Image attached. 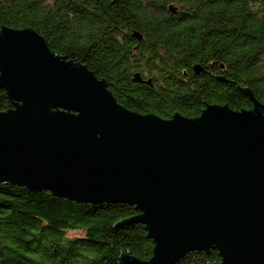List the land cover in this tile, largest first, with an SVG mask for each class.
I'll return each instance as SVG.
<instances>
[{
  "label": "water",
  "instance_id": "1",
  "mask_svg": "<svg viewBox=\"0 0 264 264\" xmlns=\"http://www.w3.org/2000/svg\"><path fill=\"white\" fill-rule=\"evenodd\" d=\"M0 88L12 103L0 111V182L134 205L129 221L145 224L154 247L148 260L123 253L121 264H174L210 248L212 264H264V113L250 92L251 109L140 114L35 30L5 26Z\"/></svg>",
  "mask_w": 264,
  "mask_h": 264
},
{
  "label": "trees",
  "instance_id": "2",
  "mask_svg": "<svg viewBox=\"0 0 264 264\" xmlns=\"http://www.w3.org/2000/svg\"><path fill=\"white\" fill-rule=\"evenodd\" d=\"M4 26L35 30L137 113L168 119L197 117L209 104L251 109L248 92L264 113V0H0ZM135 73L152 85L134 81ZM10 108L0 88V111ZM138 214L128 203L76 202L1 181L0 264H121L123 253L148 260L154 242L145 224L129 221ZM219 260L210 248L174 264Z\"/></svg>",
  "mask_w": 264,
  "mask_h": 264
},
{
  "label": "flooded vegetation",
  "instance_id": "3",
  "mask_svg": "<svg viewBox=\"0 0 264 264\" xmlns=\"http://www.w3.org/2000/svg\"><path fill=\"white\" fill-rule=\"evenodd\" d=\"M200 72H201V71H199L198 73H195V76L197 77V75H199ZM147 78H148V77H143V76H142V77L140 78V81H138V82L143 83V84H147L148 86L152 85L151 82H150V79H147Z\"/></svg>",
  "mask_w": 264,
  "mask_h": 264
},
{
  "label": "rangeland",
  "instance_id": "4",
  "mask_svg": "<svg viewBox=\"0 0 264 264\" xmlns=\"http://www.w3.org/2000/svg\"><path fill=\"white\" fill-rule=\"evenodd\" d=\"M80 233H81L80 231H71L69 232V235H78Z\"/></svg>",
  "mask_w": 264,
  "mask_h": 264
}]
</instances>
